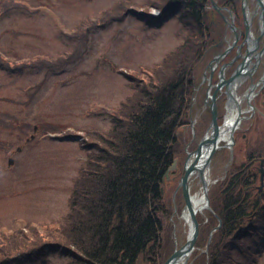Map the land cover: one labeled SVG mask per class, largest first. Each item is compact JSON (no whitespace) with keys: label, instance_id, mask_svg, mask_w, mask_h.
<instances>
[{"label":"trees","instance_id":"16d2710c","mask_svg":"<svg viewBox=\"0 0 264 264\" xmlns=\"http://www.w3.org/2000/svg\"><path fill=\"white\" fill-rule=\"evenodd\" d=\"M25 2L0 0V20L12 10L26 7ZM153 9L160 15H151ZM212 10L210 0H116L98 16L82 19L67 35L74 39L71 52L57 55L55 61L39 59L30 64L23 62L12 45L20 32L14 27L2 29L0 35H8V41L0 43V71L17 75L30 66L56 70L73 62L91 28L105 29L129 17L143 22L144 27L174 18L183 39L153 67L124 73L135 90L113 111H100L111 118L106 130L73 132L67 124L45 123L37 117L0 110V149L7 154L26 145L34 125L37 133L52 134L51 139L75 137L85 153L72 181L67 213L49 224L1 229L0 264H43L52 254L66 257L64 264H162L175 249V241L186 240V225L179 217L182 204L177 201L178 211L173 215L174 187L163 185L167 169L175 158L180 159L187 140L183 127L190 122L195 69L204 50L216 43L224 30L221 16L211 22L208 15ZM34 86L37 90L40 85ZM28 90H23L28 96L22 102L25 105L34 95ZM240 167L233 166L223 180L211 186L214 213L197 215L199 235L188 264H252L255 260L254 253L245 250H241V262L233 255L235 244L240 245L258 224L264 228V188L258 194L257 175L252 170V175H242ZM219 220L221 226L213 232L205 251L210 231Z\"/></svg>","mask_w":264,"mask_h":264},{"label":"rangeland","instance_id":"374dc122","mask_svg":"<svg viewBox=\"0 0 264 264\" xmlns=\"http://www.w3.org/2000/svg\"><path fill=\"white\" fill-rule=\"evenodd\" d=\"M115 1L26 0V7L12 10L1 18L0 33L8 27L20 32L12 45L23 62L55 61L57 55L71 52L74 39L67 35L74 27L82 19L98 16ZM0 36V43H7L8 35ZM182 39L183 33L174 18L144 27L143 22L129 17L122 24L111 23L105 29L91 28L80 53L69 64L56 70L30 66L21 75L0 71V99L21 101L14 104L0 100V110L18 113L19 117H37L45 123L67 124L74 132L89 128L106 130L111 118L100 111H113L135 90L124 73L153 67L181 44ZM38 84L40 86L35 90L34 85ZM24 89L34 93L27 105L22 103L28 99ZM259 101L261 99L255 100L256 113L252 123L249 121L252 130L247 137L250 140L242 155L238 150L235 156L238 165L246 154H256L264 148V107H260L264 104L261 101L259 106ZM249 115L247 112L241 124L246 131ZM249 141L252 144L249 145ZM11 152L9 155L0 149V230L60 220L68 211L72 181L85 158L77 139H51L37 133L20 151L14 149ZM9 158L13 159L10 166ZM213 178L211 175L210 180ZM193 194L201 195L198 190ZM209 245L206 243L207 249ZM233 249L239 262L241 250H245L254 253L252 264H264L263 226L259 224ZM65 262L66 257L52 254L43 264Z\"/></svg>","mask_w":264,"mask_h":264},{"label":"flooded vegetation","instance_id":"af4514ba","mask_svg":"<svg viewBox=\"0 0 264 264\" xmlns=\"http://www.w3.org/2000/svg\"><path fill=\"white\" fill-rule=\"evenodd\" d=\"M217 2L220 3L222 12L215 11V13L212 10L208 16L212 23H215V18L221 16L224 20V30L219 40L204 50L195 69L190 122L183 128L184 137L188 139L184 140L180 159H174L171 167L167 169L168 174H165L167 182H164L166 184L163 187H174L172 198L175 193L176 204L177 201L180 204L183 202L185 185L180 184L186 172L185 168L190 171L187 187L191 194L196 190L201 192L199 179L202 172L207 171L209 176L212 175L217 179L224 178L232 167L228 146L232 144L234 149L233 165L237 163L235 157L237 151L239 150L242 155L250 140L247 136L252 130L249 121L252 123L256 113L255 100L261 99L264 104V0H217ZM229 24H232V27ZM215 36L212 39H215ZM236 100H239V105L235 109L234 139L232 141L230 137L228 141H221L218 136L217 143L223 147L212 154L209 167H204L213 143L204 146L199 154L194 153L189 156V152L194 151L201 141L212 134L214 113L220 135L227 116L233 113L230 106H234ZM261 101L258 103L259 106ZM247 112H250V115L246 131L241 124L246 119ZM262 158L256 154H246L238 169L242 175L243 173L252 175L251 170L253 175H257L259 180H257L258 184H255L256 189L260 182L259 170ZM163 187L162 193L165 190ZM252 217L253 215L249 216L250 220Z\"/></svg>","mask_w":264,"mask_h":264},{"label":"water","instance_id":"95a60500","mask_svg":"<svg viewBox=\"0 0 264 264\" xmlns=\"http://www.w3.org/2000/svg\"><path fill=\"white\" fill-rule=\"evenodd\" d=\"M210 1H211L212 6L217 11L221 10V7L217 5L215 0H210ZM229 12H230V10H229ZM229 25L232 27V24H229ZM231 80H234V78H231ZM211 126H212V134L209 137H206L203 141H201L199 146L197 147V149L193 152H190L189 156H191L193 153L199 154L202 151L204 146H206L210 143H213V147L210 150L209 157L207 159V162H208L210 156L218 148L217 138L219 136V132H218L219 126H218L217 120H216V113L213 114ZM11 163H12V159H9V164H11ZM184 171H186V172L182 177V182L180 185H185L183 197H184L185 204L189 208V212H190L189 232L187 235L186 242L183 245H181L179 248L175 249L174 252L172 253V255L163 264H172L173 262H179V261H182V264H188L190 253L194 249V246H195V243H196V240L198 237V233H199V224H198V221L196 218V211L191 206V196H190V193H189V190L187 187V180L189 178L190 171L187 168H185ZM260 171H261V175H260L261 185H263V178H264L263 160L261 161ZM200 177L202 180L203 175L200 174ZM202 183H203V185H202L203 186V193H204V197L206 200L205 208L209 209L211 211V208L209 206L208 186L204 181ZM219 226H220V223L217 226V228ZM213 230H215V229H213ZM213 230L210 233L207 245L211 241Z\"/></svg>","mask_w":264,"mask_h":264},{"label":"bare ground","instance_id":"6f19581e","mask_svg":"<svg viewBox=\"0 0 264 264\" xmlns=\"http://www.w3.org/2000/svg\"><path fill=\"white\" fill-rule=\"evenodd\" d=\"M252 97V96H251ZM251 97H249L251 99ZM239 105V100H236L235 105L234 106H230V110L233 111V113L231 115H228L226 118V122L225 124L221 127L220 130V135H219V140L221 141H228L230 140L231 137V133L235 130V109L236 106ZM204 164V162H203ZM205 182L206 184L209 183L210 181V176L208 175L207 171L205 172L204 176L202 177L201 182ZM191 206L192 208L197 212V211H202L204 209L205 206V200L204 197L202 195L199 194H195L191 197ZM188 208L184 210V218L186 220V222L188 223ZM172 264H182V261L179 262H173Z\"/></svg>","mask_w":264,"mask_h":264}]
</instances>
